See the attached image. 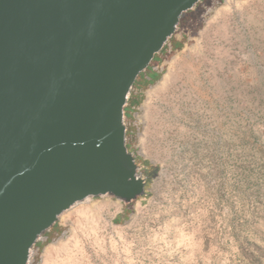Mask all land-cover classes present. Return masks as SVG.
<instances>
[{"label": "rangeland", "instance_id": "374dc122", "mask_svg": "<svg viewBox=\"0 0 264 264\" xmlns=\"http://www.w3.org/2000/svg\"><path fill=\"white\" fill-rule=\"evenodd\" d=\"M154 59L123 119L144 194L74 205L30 264H264V0H202Z\"/></svg>", "mask_w": 264, "mask_h": 264}, {"label": "water", "instance_id": "95a60500", "mask_svg": "<svg viewBox=\"0 0 264 264\" xmlns=\"http://www.w3.org/2000/svg\"><path fill=\"white\" fill-rule=\"evenodd\" d=\"M202 0H0V264H30L59 216L145 192L130 92Z\"/></svg>", "mask_w": 264, "mask_h": 264}, {"label": "trees", "instance_id": "16d2710c", "mask_svg": "<svg viewBox=\"0 0 264 264\" xmlns=\"http://www.w3.org/2000/svg\"><path fill=\"white\" fill-rule=\"evenodd\" d=\"M190 14V13H189ZM189 14H187V15H185V16H188ZM184 16V17H185ZM183 17V18H184ZM184 20V19H183ZM155 60V59H154ZM156 61V60H155ZM148 72H149V74H146V73H144V74H142V75H140L139 76V78H140V80L141 81H143L145 84H149L150 82H152V81H154V78H156L158 75H157V73L155 72V71H153V69H151V71H149L148 70ZM154 77H153V76ZM135 85H137V83H135ZM139 99H138V97H132L131 98V100H130V103H129V105L125 108V113H130L131 111H130V109H133L135 106H137L139 103ZM155 172H156V170H153V172H152V175H155ZM150 173L148 174V178L150 179V177L152 176ZM41 243V241H39L38 242V244H37V246L39 245ZM36 246V247H37Z\"/></svg>", "mask_w": 264, "mask_h": 264}, {"label": "flooded vegetation", "instance_id": "af4514ba", "mask_svg": "<svg viewBox=\"0 0 264 264\" xmlns=\"http://www.w3.org/2000/svg\"><path fill=\"white\" fill-rule=\"evenodd\" d=\"M151 69H152V67H151V66H150V67H148V68H147V70H146L144 73H146V74H149L148 70H149V71H151ZM144 73H142V74H144ZM142 74H141V75H142Z\"/></svg>", "mask_w": 264, "mask_h": 264}]
</instances>
